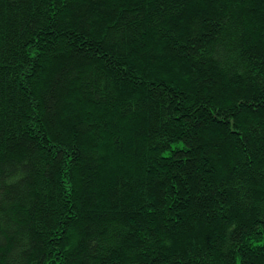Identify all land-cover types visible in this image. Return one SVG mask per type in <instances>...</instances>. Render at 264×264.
I'll return each instance as SVG.
<instances>
[{
    "label": "trees",
    "instance_id": "16d2710c",
    "mask_svg": "<svg viewBox=\"0 0 264 264\" xmlns=\"http://www.w3.org/2000/svg\"><path fill=\"white\" fill-rule=\"evenodd\" d=\"M0 264H264V0H0Z\"/></svg>",
    "mask_w": 264,
    "mask_h": 264
}]
</instances>
